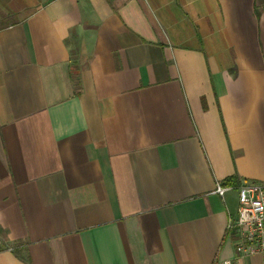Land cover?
Here are the masks:
<instances>
[{
  "label": "crops",
  "instance_id": "obj_1",
  "mask_svg": "<svg viewBox=\"0 0 264 264\" xmlns=\"http://www.w3.org/2000/svg\"><path fill=\"white\" fill-rule=\"evenodd\" d=\"M246 183L264 0H0V264H264Z\"/></svg>",
  "mask_w": 264,
  "mask_h": 264
},
{
  "label": "built area",
  "instance_id": "obj_2",
  "mask_svg": "<svg viewBox=\"0 0 264 264\" xmlns=\"http://www.w3.org/2000/svg\"><path fill=\"white\" fill-rule=\"evenodd\" d=\"M230 188L218 185L220 197ZM237 214L228 222V234L239 257L260 256L264 260V183L241 184L237 189Z\"/></svg>",
  "mask_w": 264,
  "mask_h": 264
},
{
  "label": "trees",
  "instance_id": "obj_3",
  "mask_svg": "<svg viewBox=\"0 0 264 264\" xmlns=\"http://www.w3.org/2000/svg\"><path fill=\"white\" fill-rule=\"evenodd\" d=\"M223 187H228V186H237V181L235 177H230L225 179L222 182Z\"/></svg>",
  "mask_w": 264,
  "mask_h": 264
}]
</instances>
